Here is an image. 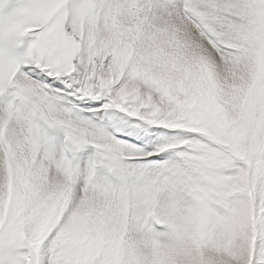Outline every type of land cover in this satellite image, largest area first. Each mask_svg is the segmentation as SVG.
Masks as SVG:
<instances>
[{
  "label": "snow or ice",
  "instance_id": "6c2138e0",
  "mask_svg": "<svg viewBox=\"0 0 264 264\" xmlns=\"http://www.w3.org/2000/svg\"><path fill=\"white\" fill-rule=\"evenodd\" d=\"M0 264H264V0H0Z\"/></svg>",
  "mask_w": 264,
  "mask_h": 264
}]
</instances>
